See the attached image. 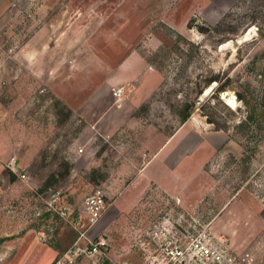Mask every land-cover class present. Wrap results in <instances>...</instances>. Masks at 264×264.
Here are the masks:
<instances>
[{"label":"rangeland","instance_id":"1","mask_svg":"<svg viewBox=\"0 0 264 264\" xmlns=\"http://www.w3.org/2000/svg\"><path fill=\"white\" fill-rule=\"evenodd\" d=\"M262 72L264 0H0V264H264Z\"/></svg>","mask_w":264,"mask_h":264},{"label":"built area","instance_id":"2","mask_svg":"<svg viewBox=\"0 0 264 264\" xmlns=\"http://www.w3.org/2000/svg\"><path fill=\"white\" fill-rule=\"evenodd\" d=\"M122 89L115 91V96L121 93ZM81 151V148L79 149ZM105 209V203L99 191L89 195L85 199V211L89 225H93L101 217ZM84 247L78 246L76 242L73 247L64 251L52 264H75L79 256L92 260V264H103V258L107 253L109 241L106 236L99 237L97 240L89 239L86 236ZM185 248L179 252L183 259L184 253L195 259L198 264H231L232 259L223 255L221 251L209 244V238L200 233L195 238L186 242ZM187 251H190L188 254Z\"/></svg>","mask_w":264,"mask_h":264},{"label":"trees","instance_id":"3","mask_svg":"<svg viewBox=\"0 0 264 264\" xmlns=\"http://www.w3.org/2000/svg\"><path fill=\"white\" fill-rule=\"evenodd\" d=\"M262 76L264 77V72H262ZM216 91H223V88L219 87L216 89ZM214 94V93H213ZM212 94V95H213ZM241 98V97H239ZM243 99V98H241ZM244 103L246 106L250 105V101H248L247 99H243ZM264 100V98L262 99ZM258 107H262L264 108V101H260L258 102V104H254L251 107H249V109L247 110V112L245 113V115L239 119L237 125H236V129L238 130H242L244 131V134L247 135L246 138H248V144L249 141L252 140V138H255L256 136V131L258 129L261 128V125L259 123V116L257 113V108ZM189 113L183 115L182 117V122L186 120V118L188 117ZM251 131V133H249L250 135H248V132ZM248 144H245V149L243 151V156H242V162H248V160L250 159L251 155L248 154V151H250L252 153V151L254 150V146H248Z\"/></svg>","mask_w":264,"mask_h":264},{"label":"crops","instance_id":"4","mask_svg":"<svg viewBox=\"0 0 264 264\" xmlns=\"http://www.w3.org/2000/svg\"><path fill=\"white\" fill-rule=\"evenodd\" d=\"M2 157H3V155H2V152L0 151V164H1V160H2ZM2 180V178L0 177V192L2 191V185H1V181Z\"/></svg>","mask_w":264,"mask_h":264},{"label":"bare ground","instance_id":"5","mask_svg":"<svg viewBox=\"0 0 264 264\" xmlns=\"http://www.w3.org/2000/svg\"><path fill=\"white\" fill-rule=\"evenodd\" d=\"M224 97H225V95H224ZM227 102H228V103H231V104H234V103H235V101L233 100V98H229V99L227 100Z\"/></svg>","mask_w":264,"mask_h":264}]
</instances>
